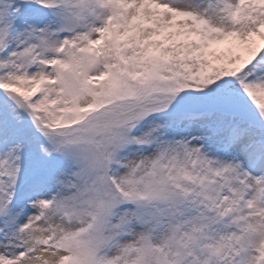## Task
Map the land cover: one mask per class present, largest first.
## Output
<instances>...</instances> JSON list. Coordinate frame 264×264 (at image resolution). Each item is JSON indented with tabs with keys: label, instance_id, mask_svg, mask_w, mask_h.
I'll return each mask as SVG.
<instances>
[{
	"label": "snow or ice",
	"instance_id": "snow-or-ice-1",
	"mask_svg": "<svg viewBox=\"0 0 264 264\" xmlns=\"http://www.w3.org/2000/svg\"><path fill=\"white\" fill-rule=\"evenodd\" d=\"M0 264H264V0H0Z\"/></svg>",
	"mask_w": 264,
	"mask_h": 264
}]
</instances>
